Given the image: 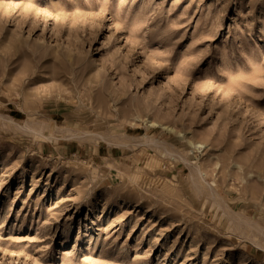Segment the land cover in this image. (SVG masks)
Wrapping results in <instances>:
<instances>
[{
	"label": "rangeland",
	"instance_id": "rangeland-1",
	"mask_svg": "<svg viewBox=\"0 0 264 264\" xmlns=\"http://www.w3.org/2000/svg\"><path fill=\"white\" fill-rule=\"evenodd\" d=\"M0 264H264V0H0Z\"/></svg>",
	"mask_w": 264,
	"mask_h": 264
}]
</instances>
